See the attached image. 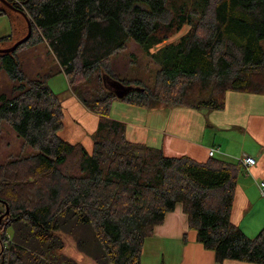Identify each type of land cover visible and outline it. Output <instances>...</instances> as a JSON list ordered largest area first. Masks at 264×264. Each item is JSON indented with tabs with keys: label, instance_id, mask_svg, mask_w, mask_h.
<instances>
[{
	"label": "trees",
	"instance_id": "trees-1",
	"mask_svg": "<svg viewBox=\"0 0 264 264\" xmlns=\"http://www.w3.org/2000/svg\"><path fill=\"white\" fill-rule=\"evenodd\" d=\"M7 1L32 24L18 47L42 44L98 122L90 149L63 140L52 73L32 78L16 50L0 53L13 83L10 95L0 92V120L33 149L0 164V200L9 208L0 220V264H78L62 253L64 234L97 264H142L145 239L176 204L218 264H264V226L248 238L231 222L238 160L165 156L128 141L125 124L110 117L117 99L145 109L223 110L229 91L264 95V0ZM185 25L176 42L158 47ZM128 40L157 64L153 86L127 78L117 63ZM105 79L124 88L120 95Z\"/></svg>",
	"mask_w": 264,
	"mask_h": 264
},
{
	"label": "crops",
	"instance_id": "crops-1",
	"mask_svg": "<svg viewBox=\"0 0 264 264\" xmlns=\"http://www.w3.org/2000/svg\"><path fill=\"white\" fill-rule=\"evenodd\" d=\"M48 85L53 90L51 78ZM66 88L64 99L57 94L63 117H72L71 134L68 138L67 132L65 138L72 143H82L84 139L88 147L84 146L90 149V134L96 129L98 116ZM110 117L125 124L128 141L160 148L165 156L186 155L203 162L210 158L209 150L216 149V158L252 157L254 164L247 170L243 166L237 180L231 222L248 238L263 228L264 195L258 183L264 180V95L229 91L223 110L168 105L145 109L117 99L112 103ZM62 129L66 130L64 123L58 133ZM140 259L142 264H218L214 252L205 249L197 241L196 231L188 227L181 204L167 212L163 222L145 239ZM221 264L256 263L225 259Z\"/></svg>",
	"mask_w": 264,
	"mask_h": 264
},
{
	"label": "rangeland",
	"instance_id": "rangeland-1",
	"mask_svg": "<svg viewBox=\"0 0 264 264\" xmlns=\"http://www.w3.org/2000/svg\"><path fill=\"white\" fill-rule=\"evenodd\" d=\"M176 1L182 2L188 0ZM0 7L3 8L1 3ZM5 9H7V13H3L0 15V38L6 35H10L11 40L1 43L0 47L3 48L12 45L27 32V23L24 17L17 11L10 10L7 7H5ZM187 29V25L183 26L179 32H177L169 39L165 40L163 43L158 45V47H161L164 44H168L170 42H176L179 36L184 34ZM20 48L21 47H17L15 49V52L19 57L25 73L32 78H37L51 72V86L54 92L58 94L61 99H64V94L67 89L66 87L69 88L68 82L65 75L62 74L63 72L60 73L58 71V67H55V61L52 60V57L46 54L43 45L39 44L36 47L29 49L27 47H24L22 49ZM155 49L156 48H152L150 52H153ZM35 55H38V57H36ZM118 57L119 59L117 63L125 69V72H123V74H125L127 78L140 79L144 85L148 87L153 86L154 76L158 70V66L150 56L146 55L141 50L140 46L136 42H134L133 40H128L126 42L125 49ZM54 68L56 69V71L54 70ZM61 74L64 76V78H62ZM12 85L13 83L9 80L7 75L0 69V92H4L7 95H10V89ZM73 114H75V112H73ZM71 119L72 117L68 115L66 117H63L62 123L65 124L66 130L63 132L62 129V131H60L59 133L57 132L63 140H67L65 138L67 132L68 138L71 134V128L73 126ZM81 142L83 145L87 146L86 144H84L87 143L84 139L81 140ZM32 152L33 149L29 145L25 144L22 138L19 137L17 133L13 131L3 120H0V164L10 158H14L20 155H27ZM1 209L2 206L0 204V210ZM63 239V254L74 259L78 264H97L93 259L80 253L77 250L75 241L72 236L64 234Z\"/></svg>",
	"mask_w": 264,
	"mask_h": 264
},
{
	"label": "water",
	"instance_id": "water-1",
	"mask_svg": "<svg viewBox=\"0 0 264 264\" xmlns=\"http://www.w3.org/2000/svg\"><path fill=\"white\" fill-rule=\"evenodd\" d=\"M0 2L5 5L6 7H8L9 9L11 10H14V11H17L18 13H20L24 19L26 20V23H27V32L24 36H22L19 40L15 41L12 45H10L9 47H6V48H3V47H0V53H11L13 51H15V49L23 44L24 42H26L30 35H31V32H32V24H31V21L30 19L28 18V16L26 15V13L18 8H16L12 3H10L9 1L7 0H0ZM105 84L108 88L114 90L117 95H120V93L123 91V87L121 85H119L118 83H114V82H111L110 80H106L105 79ZM0 203H4L0 200ZM5 204V203H4ZM9 212V208L7 206V204H5V211H4V214L2 216H0V220L3 216L7 215Z\"/></svg>",
	"mask_w": 264,
	"mask_h": 264
},
{
	"label": "built area",
	"instance_id": "built-area-1",
	"mask_svg": "<svg viewBox=\"0 0 264 264\" xmlns=\"http://www.w3.org/2000/svg\"><path fill=\"white\" fill-rule=\"evenodd\" d=\"M216 151H217L216 149H210L208 152L209 157H213ZM236 160H238L241 163L242 167L243 166L245 167V170H247V168L253 165L255 162V160L252 157L246 156V155L243 157L237 158ZM258 188H259L260 193L264 195V180L258 183Z\"/></svg>",
	"mask_w": 264,
	"mask_h": 264
}]
</instances>
